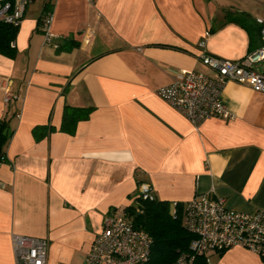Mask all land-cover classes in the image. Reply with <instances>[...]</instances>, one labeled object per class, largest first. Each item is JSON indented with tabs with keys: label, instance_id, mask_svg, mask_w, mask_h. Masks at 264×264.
Wrapping results in <instances>:
<instances>
[{
	"label": "crops",
	"instance_id": "obj_1",
	"mask_svg": "<svg viewBox=\"0 0 264 264\" xmlns=\"http://www.w3.org/2000/svg\"><path fill=\"white\" fill-rule=\"evenodd\" d=\"M47 9L59 49L45 44ZM235 12L261 26L264 0L28 4L15 56L0 53V122L8 119L13 132L0 166V264H16L13 234L48 239L49 264H76L79 253L84 264L105 217H127L143 183L172 210L202 193L238 211L264 209V93L228 81L223 99L236 117L198 127L156 94L181 70L211 74L198 58L207 31L211 54L238 60L250 53L249 32L228 16ZM256 68L264 72V61ZM7 82L18 96L8 105ZM66 105L92 108L74 134L60 130ZM37 125L56 129L37 140ZM208 257L210 264H264L240 246Z\"/></svg>",
	"mask_w": 264,
	"mask_h": 264
},
{
	"label": "built area",
	"instance_id": "obj_2",
	"mask_svg": "<svg viewBox=\"0 0 264 264\" xmlns=\"http://www.w3.org/2000/svg\"><path fill=\"white\" fill-rule=\"evenodd\" d=\"M32 0H0V20L19 25ZM96 6L98 0H88ZM261 36L264 40V21ZM54 10H45L41 18V30L45 44L59 49L61 35L53 30ZM92 30L89 29V36ZM207 31L198 43L199 60L211 74L194 70H181L168 84L160 86L156 94L182 113L198 127L213 117L234 119L236 115L223 99V89L228 81L247 84L254 91L264 93V72L256 64L264 61V45L251 51L244 58L231 60L211 54L206 48ZM4 101L8 105L18 98L11 82L4 86ZM16 117H20L17 112ZM6 157L0 159V166ZM151 184L140 187L138 203L154 200ZM137 203V204H138ZM176 212L175 208L172 210ZM184 225L193 234L189 249L181 253L175 264H198L204 258L210 264L208 253L220 252L235 246L246 248L264 257V209L242 212L226 205L223 198L211 193L195 195L183 205ZM16 264H49L50 242L48 239L13 234ZM153 246V237L145 229L136 227L125 216L109 214L104 219L102 231L92 242L84 264H147Z\"/></svg>",
	"mask_w": 264,
	"mask_h": 264
},
{
	"label": "trees",
	"instance_id": "obj_3",
	"mask_svg": "<svg viewBox=\"0 0 264 264\" xmlns=\"http://www.w3.org/2000/svg\"><path fill=\"white\" fill-rule=\"evenodd\" d=\"M231 15V16H229ZM231 20L244 26L251 38V51L264 45L261 26L246 12L228 14ZM18 25L0 20V53L14 57L15 40ZM260 43V44H259ZM61 47V46H60ZM250 51V52H251ZM92 111L90 107L66 105L60 130L74 134L79 121L87 119ZM51 125H37L34 134L40 140L45 134L54 131ZM8 119L0 122V159L5 156V146L12 135ZM173 213L170 204L162 200H142L127 208V217L136 227L145 229L153 237V246L147 264H175L178 256L188 251L193 234L184 225L183 205L178 204ZM227 250V249H226ZM220 251L221 253L224 252Z\"/></svg>",
	"mask_w": 264,
	"mask_h": 264
},
{
	"label": "rangeland",
	"instance_id": "obj_4",
	"mask_svg": "<svg viewBox=\"0 0 264 264\" xmlns=\"http://www.w3.org/2000/svg\"><path fill=\"white\" fill-rule=\"evenodd\" d=\"M81 256H82V253L77 254V256H76V264H77V261L78 262L80 261ZM213 261L211 262V264H213Z\"/></svg>",
	"mask_w": 264,
	"mask_h": 264
}]
</instances>
